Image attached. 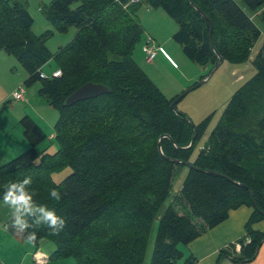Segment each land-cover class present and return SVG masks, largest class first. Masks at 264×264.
<instances>
[{
    "label": "trees",
    "instance_id": "16d2710c",
    "mask_svg": "<svg viewBox=\"0 0 264 264\" xmlns=\"http://www.w3.org/2000/svg\"><path fill=\"white\" fill-rule=\"evenodd\" d=\"M191 1L211 22L213 45L223 61H246L247 46L260 37L248 16L233 0ZM241 1L250 12L264 6V0ZM127 2L51 0L45 18L54 31H76L52 56L45 45L52 32L36 36L26 8L0 0V51L25 70V84L40 82L38 94L59 113L54 126L58 151L45 155L39 164L36 148L46 135L29 117L20 120L29 147L0 166V203L10 201L8 193L19 194L22 187L29 210L21 208L5 228L19 242L31 240L35 233L34 243L41 239L53 243L54 259L72 258L75 264H143L157 220L149 264H174L180 259L198 264L192 255L183 257L179 246L225 221L229 211L247 206L253 212L244 226L246 238L237 243L240 252L230 245L220 250L218 260L248 261L264 241V232L252 228L264 221V41L252 63L254 74L233 93L210 132L208 151H200L190 163L244 185L238 186L182 164L189 163L191 148L176 146H188L193 129L183 115L170 109L177 97L163 96L132 60L142 28L136 16L139 5L129 7L135 11L131 17L123 9ZM144 2L175 22L172 40L191 62L210 70L215 66L218 57L209 44V24L188 0ZM50 61L61 76L40 79L37 70ZM88 82L106 86L109 94L65 107L67 97ZM204 128V121L196 126L198 136ZM165 135L171 140H161V155L157 142ZM64 166L70 167L71 174L55 184L51 174ZM176 166L187 169L178 198L188 215L177 214L173 204L163 208ZM28 177L31 182L24 183ZM53 189L59 192V200L51 194ZM41 208L54 210L64 219L63 228L56 226L61 229L58 235L51 234Z\"/></svg>",
    "mask_w": 264,
    "mask_h": 264
},
{
    "label": "rangeland",
    "instance_id": "374dc122",
    "mask_svg": "<svg viewBox=\"0 0 264 264\" xmlns=\"http://www.w3.org/2000/svg\"><path fill=\"white\" fill-rule=\"evenodd\" d=\"M11 1L17 2L18 5L26 8L29 12L33 19L32 32L36 36H40L46 31L52 32V35L45 42L48 52L52 56L59 48L69 43L75 35L74 28H70L66 33L55 32L53 26L47 21L45 10L51 0ZM137 1L128 0V5H123V9L131 17L135 14V11H129V7L139 5L136 16L142 28V33L133 47L132 60L163 96L169 99L179 97L195 84L207 78L211 70L208 67L202 68L191 62L184 55L181 47L172 40L177 27L170 17L161 9L149 8L145 4V0ZM233 1L248 16L251 23L260 32V37L256 43L247 46L246 61L239 64L223 61L203 85L187 93L175 105L176 112L183 115L191 127L196 128L201 122H205V128L202 129L199 136L197 130L195 137V140L198 137L197 143L194 140L188 155L189 164L194 162L200 151H208L207 139L210 132L215 127L224 106L233 93L254 74L252 63L264 41V6L250 12L241 0ZM147 37H150L156 46L160 47L159 54L152 63L145 61L142 52ZM55 68V62L50 61L41 68V71L46 76H50ZM27 78V73L16 60L0 51V166L5 165L28 149L29 145L23 136V129L20 125V120L25 116L29 117L46 135V140L36 148L39 156L35 163L39 164L45 155H54L58 151V144L54 136L51 135H54V126L59 119V113L48 105L44 97L38 94L40 82H32L27 85L25 84ZM19 86L25 88L23 100L14 101L10 94ZM190 140L191 137L187 145H189ZM70 174V167L64 166L53 172L51 178L55 184H59ZM186 176V168L174 167L170 196L163 206V208H166L169 204H173L179 215L189 214L187 207L178 198L182 182ZM20 210L17 211L16 206L11 201L0 204V216L8 215L9 219L15 217ZM157 226L158 222L155 220L143 264H149ZM181 247L182 245L179 246V248ZM38 249L43 251L41 248ZM174 264L184 263L180 259Z\"/></svg>",
    "mask_w": 264,
    "mask_h": 264
},
{
    "label": "crops",
    "instance_id": "0c3cea01",
    "mask_svg": "<svg viewBox=\"0 0 264 264\" xmlns=\"http://www.w3.org/2000/svg\"><path fill=\"white\" fill-rule=\"evenodd\" d=\"M252 212L253 209L247 206H240L229 211L225 221L212 229L204 231L197 239L179 248V251L183 257L192 255L198 264H232L230 257L218 260L219 252L222 249H228L230 245H234L235 253L240 252L241 244L239 250H236V244L239 239L245 237L244 226ZM11 214L14 215L15 213ZM9 220L8 215L0 216V264H35L33 253L38 248H41L48 256L45 264H75L72 258L54 259L52 254L55 252V246L45 239H41L36 243L15 240L5 228V223ZM195 223L198 226L202 225L200 221L195 220ZM252 228L264 232V221L253 224ZM249 242L250 240L246 239L245 244ZM246 264H264V241H262L255 259Z\"/></svg>",
    "mask_w": 264,
    "mask_h": 264
},
{
    "label": "water",
    "instance_id": "95a60500",
    "mask_svg": "<svg viewBox=\"0 0 264 264\" xmlns=\"http://www.w3.org/2000/svg\"><path fill=\"white\" fill-rule=\"evenodd\" d=\"M189 4L191 5L192 8H194L200 15H202L208 22L209 24V33H208V39H209V44L213 50V52L217 55L218 57V61L217 63L215 64V66L211 69L209 75L207 78L201 80L200 82H198L197 84H195L193 87H191L190 89H188L186 92H184L182 95H180L179 97H177L175 100H173V102H171L170 104V109L174 112V113H177L176 110H175V105L177 104L178 100H180L181 98H183L184 96L187 95V93L191 92L192 90H195L197 89L198 87H200L201 85H203L210 76H212V74L220 67V65L223 63V58L218 55V53L216 52L215 48H214V45H213V41H212V24L211 22L209 21V19L203 14V12L198 9L191 0H188ZM109 89L102 85V84H96V83H92V82H88V83H85L83 84L82 86H80L78 89H76L73 93H71L66 101H65V107H70L72 105H74L75 103H78L80 101H85V100H89V99H94L98 96H101V95H106V94H109ZM193 127V133H192V136H191V140H190V143L188 146L184 147V148H179L176 146V148L178 149H190L193 145V142L195 140V137H196V134H197V129ZM163 138H167V139H170L171 138L167 135L165 136H161L157 142V150L158 152L162 155V151H161V140ZM166 159L170 160V161H173V162H176V163H181L180 161L176 160V159H172V158H167ZM184 165V167L188 168V169H194L198 172H201V173H206V174H212V175H215V176H218V177H221V178H224V179H227L228 181H230L231 183H234L238 186H244L242 184H239V183H235L234 181H232L231 179H229L228 177H226L225 175L223 174H220L218 172H215V171H212V170H204V169H201V168H197L195 166H193L192 164H189V163H186V162H183L182 163ZM249 192H250V195L252 197V201H253V205H255L254 203V200H253V193H252V190L250 188H248ZM259 210V209H258ZM263 241V239L261 240ZM259 246H257L256 248V251H255V254L254 256L246 261V260H243L241 261L239 264H246L248 262H251L255 259L256 255H257V252L259 250Z\"/></svg>",
    "mask_w": 264,
    "mask_h": 264
},
{
    "label": "built area",
    "instance_id": "2783aa9c",
    "mask_svg": "<svg viewBox=\"0 0 264 264\" xmlns=\"http://www.w3.org/2000/svg\"><path fill=\"white\" fill-rule=\"evenodd\" d=\"M137 0H132V2H136ZM160 51V48L156 46L155 42L150 38L147 37L146 41L142 47V52L145 56V61L147 63H152L153 60L156 58ZM38 77L40 79H52V78H58L61 76V71L59 69H55L50 76H46L42 71L41 68L37 70ZM25 93V88L23 86H19L17 89H15L11 94L10 97L14 101H22L23 95ZM240 249V244H236V250ZM48 256L41 250L37 249L33 253V261L35 264H45L47 261Z\"/></svg>",
    "mask_w": 264,
    "mask_h": 264
},
{
    "label": "clouds",
    "instance_id": "9594fccd",
    "mask_svg": "<svg viewBox=\"0 0 264 264\" xmlns=\"http://www.w3.org/2000/svg\"><path fill=\"white\" fill-rule=\"evenodd\" d=\"M30 182H31V177L26 178L24 181V183H30ZM51 194L55 196L57 200L60 199V194L57 190L53 189L51 191ZM6 199L10 200L11 203L16 206L17 211H19L20 208L29 210V198L23 192L22 187L21 190H19V194H17L16 192H9ZM40 210L44 213V219L47 222L48 226L53 229V231H51V234L58 235L61 229L57 228L56 226L59 224L63 228L65 225L64 219L58 216L54 210H46L44 208H41ZM35 240H36V235L35 233H33L31 240H27V242L34 243Z\"/></svg>",
    "mask_w": 264,
    "mask_h": 264
}]
</instances>
